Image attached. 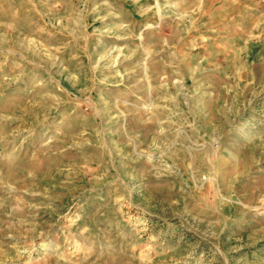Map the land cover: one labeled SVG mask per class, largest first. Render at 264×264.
I'll list each match as a JSON object with an SVG mask.
<instances>
[{
  "label": "rangeland",
  "instance_id": "1",
  "mask_svg": "<svg viewBox=\"0 0 264 264\" xmlns=\"http://www.w3.org/2000/svg\"><path fill=\"white\" fill-rule=\"evenodd\" d=\"M0 264H264V0H0Z\"/></svg>",
  "mask_w": 264,
  "mask_h": 264
},
{
  "label": "bare ground",
  "instance_id": "2",
  "mask_svg": "<svg viewBox=\"0 0 264 264\" xmlns=\"http://www.w3.org/2000/svg\"><path fill=\"white\" fill-rule=\"evenodd\" d=\"M227 48V47H226Z\"/></svg>",
  "mask_w": 264,
  "mask_h": 264
}]
</instances>
